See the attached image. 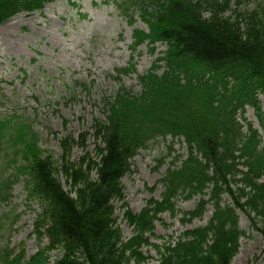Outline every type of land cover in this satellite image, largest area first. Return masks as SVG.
<instances>
[{
    "label": "trees",
    "instance_id": "trees-1",
    "mask_svg": "<svg viewBox=\"0 0 264 264\" xmlns=\"http://www.w3.org/2000/svg\"><path fill=\"white\" fill-rule=\"evenodd\" d=\"M54 1L0 0V25ZM252 2L120 0L131 24L139 12L149 28L134 30L132 52L147 45L155 54L159 43L166 49L150 72L139 76L140 93L121 88L105 103L106 120L95 123L103 145L99 162L88 172L64 168L70 191L54 164L26 140L29 128L3 121L1 139L9 134L29 148L30 196L42 206L37 236L48 245L28 260L11 259L0 249V264H145L147 246L160 264H232L246 235L239 212L264 240V137L245 117L252 107L264 128V14L243 8ZM130 68L117 77L136 72ZM168 136L183 138L186 153L171 161L161 180V200H150L133 214L122 180L140 149ZM196 196L200 201L181 222L201 219L210 206L208 223L161 245L152 243L160 215L174 213L179 198ZM116 202L134 229L129 239L118 223ZM53 251L59 256L50 262Z\"/></svg>",
    "mask_w": 264,
    "mask_h": 264
},
{
    "label": "rangeland",
    "instance_id": "rangeland-1",
    "mask_svg": "<svg viewBox=\"0 0 264 264\" xmlns=\"http://www.w3.org/2000/svg\"><path fill=\"white\" fill-rule=\"evenodd\" d=\"M243 8L264 14V0H253ZM135 16L137 22L131 26L116 4L107 0H58L41 12L19 14L0 27V117L16 113L31 126L40 155L54 164L68 191L70 186L61 175L64 168L73 165L75 170L88 172L89 166L99 162L103 145L95 122L105 119V99L114 97L120 87L135 92L140 89L135 75L119 81L114 77L116 71L133 63L138 73L144 74L166 49L159 45L157 54L152 55L144 46L131 58L134 28L147 30L139 15ZM245 116L264 136L255 110L248 107ZM182 142H172L170 137L153 140L133 159L131 172L122 181L133 214L144 210L150 200H160L161 179L173 158L184 152ZM0 150V194L7 195V199L0 196V245L12 257L20 254L28 260L40 245L47 246L46 238L40 243L36 237L41 205L29 199L30 175L20 170L30 162V151L22 147L11 161L14 154L8 144ZM17 170L23 173L12 178ZM198 200L180 199L175 215L161 214L151 241L162 244L186 229L204 226L211 217V207L201 219L181 223L183 211L192 210ZM115 206L124 236L130 238L134 229L125 219L121 203ZM240 228L246 235L232 264H264V240L244 213H240ZM144 252L151 256L145 264H159L152 247H145ZM58 256L54 251L51 260Z\"/></svg>",
    "mask_w": 264,
    "mask_h": 264
}]
</instances>
